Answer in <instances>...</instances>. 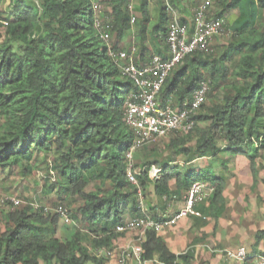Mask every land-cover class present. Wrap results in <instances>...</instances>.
<instances>
[{
  "label": "trees",
  "instance_id": "1",
  "mask_svg": "<svg viewBox=\"0 0 264 264\" xmlns=\"http://www.w3.org/2000/svg\"><path fill=\"white\" fill-rule=\"evenodd\" d=\"M109 2L106 25H111V41L112 34L116 37L111 44L95 28L93 0H0V5L6 3L0 8V173L13 167L26 173L35 156L42 155L52 178L44 195L51 207H65L73 224L60 237L63 223L57 215L30 205L6 206L0 214V264H104L97 252L125 234L116 227L142 216L137 195L141 191L144 196L148 187L158 203L167 204L180 198L181 191L187 193L193 182L207 181V210L218 218L225 207L226 177L200 169L181 175L179 164L171 165L174 160L190 163L220 152L244 156L252 190L258 182L264 188V0L215 1V16L226 20V13L235 14L226 20L228 37L210 53L186 56L159 93L162 103L169 98L175 104L190 101L200 83L209 81L206 102L191 131L169 134L164 148L156 147L134 163L137 186L126 176L125 155L134 134L123 120L135 88L109 56L110 47L119 49L134 16L131 0ZM157 2L152 32L165 42L171 12H178L182 0ZM139 11L136 43L143 52L150 0H139ZM222 81L228 88L206 105ZM200 122L205 125L197 128ZM152 165L160 169L154 180L147 174ZM92 184L94 189L87 191ZM146 209L150 218L163 221ZM263 239L264 230L257 231L255 245ZM190 246L174 254L156 229H148L142 258L151 264H193Z\"/></svg>",
  "mask_w": 264,
  "mask_h": 264
},
{
  "label": "built area",
  "instance_id": "2",
  "mask_svg": "<svg viewBox=\"0 0 264 264\" xmlns=\"http://www.w3.org/2000/svg\"><path fill=\"white\" fill-rule=\"evenodd\" d=\"M216 0H203L193 11L191 24H184L172 12L168 22L165 37V46L168 56L162 58L154 55L145 64H138L134 58L136 48L129 51L118 49L109 51V56L118 64L121 76L132 82L135 90L128 96L125 104L123 120L125 125L134 134V141L130 149L126 152L127 179L137 186L136 170L134 169V154L137 150L151 144L156 139L167 136L171 133H186L191 131L196 124L194 117L198 114L209 91V81H203L194 91L190 101L174 103L173 98L159 100V93L169 78L171 72L182 63L184 58L194 52L207 54L211 52V40L216 37H228L226 33V22L223 17L215 16L211 13ZM129 5V11H131ZM135 22L132 17L131 23ZM95 28L100 38L109 43L111 41V25H106L96 19ZM148 178L157 179L160 169L152 165L147 171ZM206 187L204 183L195 181L190 186L184 197V205L179 209L173 220L170 222H157L148 215L144 196L138 191V207L142 213L141 217L131 219L123 225L116 227L119 233L133 232L134 243L129 246L103 248L97 252L98 257L105 260L104 264H151L142 258L141 247L148 229L159 230L162 226L172 223L175 220L201 214L195 210V204L204 197ZM22 201L15 197H1L0 206L22 207ZM33 210L43 211L45 214L57 215L62 223L69 224L67 209L62 206L51 207L37 204L30 205ZM204 219V217H203ZM229 259L244 261L248 254L244 248L236 251H226ZM257 264H264V255L256 257Z\"/></svg>",
  "mask_w": 264,
  "mask_h": 264
},
{
  "label": "crops",
  "instance_id": "3",
  "mask_svg": "<svg viewBox=\"0 0 264 264\" xmlns=\"http://www.w3.org/2000/svg\"><path fill=\"white\" fill-rule=\"evenodd\" d=\"M131 1L134 2L135 7L134 13L132 11L135 22L130 23L131 28L118 42V48L125 50L135 47L137 52L136 62L138 64L147 63L154 55H159L162 58L167 57L168 52L163 38L159 34H153L152 32V27L157 23L158 11L156 9L159 6L157 0H150L151 17L144 29L146 50L143 52H141L140 45L136 43L138 39L136 25L140 21L139 0ZM196 1L182 0L180 6L177 7L178 12H172H177L178 18L182 19L185 22L184 24L190 25ZM215 12L211 11L212 14ZM234 15L226 13L225 18L229 21L234 18ZM222 40L225 41L221 37L212 39L210 42L211 47L214 49L222 45L224 43ZM229 156V159H227L228 155L225 157L226 160L223 157V166L219 164L222 166V170L218 166L215 169L209 168L210 163L218 160L217 156L197 159L190 163H184L182 159L171 162V165L179 164L178 170L181 175L183 174V167H188L190 168L188 172L191 170L196 171L197 169H210L216 176L223 175L226 177L222 193L225 207L218 218H214L208 213L206 198L209 196L210 189L206 188V194L195 205V209L198 208L197 211L200 214L202 213L200 209L205 213L207 212L202 214L204 219L189 216L175 220L157 230L158 235L162 237L167 247L174 254L183 253L191 245L193 264H254L257 263V256L264 255V239L258 245H255L257 231L264 230V188L262 185H256L255 189L252 190L251 171L244 156ZM238 163L241 164L239 169L237 168ZM198 181L202 182V180ZM170 188L172 190L176 188L175 179L170 182ZM180 194V198L172 202L166 204L162 201L158 203L152 187H148L144 192V202L151 215H155L163 220L162 222L167 223L173 220L179 209L184 205L186 191H181ZM134 240V233L128 232L118 238L115 245L118 247L129 246L134 243ZM240 248L246 250L248 257H250L249 260L236 261L226 257V251H236Z\"/></svg>",
  "mask_w": 264,
  "mask_h": 264
},
{
  "label": "rangeland",
  "instance_id": "4",
  "mask_svg": "<svg viewBox=\"0 0 264 264\" xmlns=\"http://www.w3.org/2000/svg\"><path fill=\"white\" fill-rule=\"evenodd\" d=\"M7 2V0H5ZM94 6H95V18L107 24L110 19H111V2L109 0H93ZM196 5L199 3L197 0ZM6 6V3L3 5H0L1 9H4ZM130 7L132 8L131 11H135L134 7V2H130ZM216 5H213L212 11H217ZM215 9V10H214ZM177 17L178 13L174 12ZM223 38V37H221ZM116 42V37L114 34H112V41L110 42L113 43ZM224 42V40H222ZM109 44V43H108ZM219 88H217L211 95L209 96V99L207 100V104H210V101L213 99H220L223 91H226V88H228V83L227 82H220ZM205 124L203 122L197 123L196 127L201 128ZM193 135V133L191 134ZM170 135L161 137L156 139L154 142L151 144L137 150L135 156H134V163H138V159L141 157H147L150 155V153H153V149L156 147L159 148H164L165 144L168 141ZM184 136V135H183ZM166 153V152H165ZM224 153L223 155H221ZM166 154H164L165 156ZM228 155H231L229 152H220L217 155L218 160H215V162L210 163L209 168L210 169H215L216 166L219 167L220 170H222V166L224 165V160L225 157ZM168 155L166 158L171 157ZM224 157V160L222 161ZM41 163V164H39ZM221 164V165H219ZM241 164H237V168H240ZM49 164H46L45 160L43 161V156L42 155H37L35 156V162L34 164H31V166L26 170V173H21L20 169L18 167H13L10 170H7L4 173H0V196L1 197H15L17 199H20L22 201V206L26 205H31V204H37V205H50V201H48L47 197L44 195V192H46V187L45 185L51 181V173L47 169ZM190 168L188 167H183V174L186 173ZM208 169V170H210ZM262 175V173L260 174ZM205 182L204 180L202 183ZM206 183V184H205ZM204 185L207 187V182H205ZM262 185L261 182L257 183V186ZM95 187L94 184L90 185L87 189V191L93 190ZM206 194V190L205 193ZM69 208L72 207L71 204L68 203L67 205ZM5 209H7L6 206H0V214L2 211L4 212ZM2 220V217L0 216V222ZM62 223V222H61ZM73 226V224H64L60 226L58 229V236L64 237V235L70 230V228ZM89 264V263H88Z\"/></svg>",
  "mask_w": 264,
  "mask_h": 264
},
{
  "label": "clouds",
  "instance_id": "5",
  "mask_svg": "<svg viewBox=\"0 0 264 264\" xmlns=\"http://www.w3.org/2000/svg\"><path fill=\"white\" fill-rule=\"evenodd\" d=\"M61 221V220H60Z\"/></svg>",
  "mask_w": 264,
  "mask_h": 264
}]
</instances>
